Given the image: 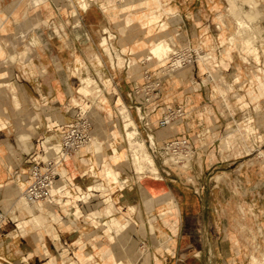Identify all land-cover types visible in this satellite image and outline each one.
I'll list each match as a JSON object with an SVG mask.
<instances>
[{"label": "crops", "instance_id": "crops-1", "mask_svg": "<svg viewBox=\"0 0 264 264\" xmlns=\"http://www.w3.org/2000/svg\"><path fill=\"white\" fill-rule=\"evenodd\" d=\"M87 2L0 0V264H253L254 249L263 260V46L224 54L237 28L225 0ZM160 40L215 59H171L165 73ZM82 118L93 143L61 162L31 214L16 191ZM179 139L192 153L183 170L153 147ZM17 206L41 224L25 228Z\"/></svg>", "mask_w": 264, "mask_h": 264}, {"label": "rangeland", "instance_id": "rangeland-1", "mask_svg": "<svg viewBox=\"0 0 264 264\" xmlns=\"http://www.w3.org/2000/svg\"><path fill=\"white\" fill-rule=\"evenodd\" d=\"M72 1V0H71ZM73 1H75L76 3H78V5H80L83 9H85V10H87L88 9V6H89V3L87 2V0H73ZM113 1H116V0H113ZM225 2H226V4L227 3H229L230 4V1L228 2V0H225ZM236 2V6H235V8H239V9H241V10H239L238 12H239V15L242 17V13L241 12H245V14H243V18H244V20L247 18L248 19V23H249V25H250V27L248 26V25H243L244 24V21L242 20V22L243 23H239L238 21L239 20H237V19H235V18H239L240 16H237V15H233V14H235V13H232L231 14V12H232V7H230L231 9H229V6H231V5H229V4H227V6H226V9H225V11H226V13H225V15L227 16V17H233L237 22H236V25H237V28H236V32L233 34V35H231L228 39H226L225 37H222V39H221V44H222V46H224L225 48H224V50H223V47H222V50H223V52H224V54H228V53H230L231 52V50L233 49V48H239V50H242V51H240L243 55H244V57H245V60H246V54L244 53V52H246L248 49L250 50V49H253L254 47H256V45H259V44H261L262 46H263V48H264V9L260 6V3H259V1L258 0H234V3ZM250 2H251V4H253V5H250ZM249 4V5H248ZM244 5H246L247 6V8L244 6ZM251 8H250V7ZM237 8V9H238ZM256 8V9H255ZM258 9V10H257ZM231 10V11H230ZM230 12V13H229ZM243 12V13H244ZM246 12H247V15H246ZM236 16V17H235ZM249 17V18H248ZM243 18H241V19H243ZM240 19V18H239ZM240 19V20H241ZM247 19L245 20V22H247ZM247 23V24H248ZM220 25L219 26H217L216 28L218 29V30H220V33L222 34H224V31H225V26L223 25V23L222 22H220L219 23ZM246 24V23H245ZM242 25V26H241ZM245 26H247V27H245ZM251 26H252V28H251ZM220 27H221V29H220ZM241 27V28H240ZM251 28V29H250ZM244 31V32H243ZM262 38V39H261ZM108 39V38H107ZM261 40V42L259 43V41ZM164 41V44L165 45H167V46H169L170 48L168 49V53L167 54H162V55H160V56H157V55H155L154 53H152V56L154 57V58H156V59H154V61H161L162 63H159L158 62V64L159 65H163V66H166V67H164L163 69H165L164 71H165V73H167L169 70H170V65L172 64V61H171V59H175V61H176V59L177 58H181L182 59V61H184V66H185V64H192L193 62H194V60L195 61H198V62H207V61H209L210 59H215V57L213 56V54L212 55H208V56H206V55H204L203 53H201V51L200 50H197V49H194V48H191V47H183L182 49H177L176 47H175V42L174 41H172V40H160V41H158L157 43H160V42H163ZM232 41V42H231ZM108 42H109V39H108ZM110 43V42H109ZM156 43V44H157ZM155 44V45H156ZM220 44V45H221ZM101 45H102V47L105 49V51H106V53L107 54H109L110 55V52H111V50H109L108 48H105L104 46H103V44H102V41H101ZM154 45V46H155ZM261 45H259V46H261ZM153 46V47H154ZM227 46V47H226ZM152 47V48H153ZM108 49V50H107ZM175 50H178V51H175ZM194 50V51H193ZM237 50V49H236ZM174 51L176 52V53H174ZM152 52V51H151ZM179 52V53H178ZM181 52V53H180ZM254 54H256V51H254L253 52ZM112 54V53H111ZM177 54H178V57H177ZM175 57H177V58H175ZM179 59H177V61H176V64L178 63H180V61H181V59H180V61H179ZM262 59H264V57L262 58ZM248 60V62H251V61H249L250 59L248 58L247 59ZM252 64H253V62H251ZM263 64V63H262ZM264 65V64H263ZM261 69L260 71H262V73H261V76H260V74L258 73L256 76H257V78H258V81L261 83V84H264V68H262V67H256L255 69L256 70H259V69ZM180 154H183V158H182V160H184V165H186V166H181L182 164H180V170H183L184 168H188V166H189V160H190V154H192V153H190V150H188V149H186V151L185 152H182V151H178V150H176L174 153H173V160H174V162H176L177 161V158H179L180 157ZM263 155V154H262ZM135 157V156H134ZM138 158H139V156H137ZM136 158V157H135ZM146 160H147V162L149 163V164H151L152 166H153V170H156V167H155V164H154V160H153V158L150 156V155H146ZM181 160V161H182ZM170 162V161H169ZM135 163L138 165V170H141L142 171V160H141V158H139V159H137L136 158V161H135ZM169 164V163H168ZM171 164V163H170ZM173 164V163H172ZM175 166V165H174ZM177 167H179V166H177ZM185 169V170H186ZM228 171V170H227ZM229 176V175H228ZM235 177H234V179H232L233 181H235ZM28 180H29V178H28ZM232 188V192H235L236 194H240V189H239V187H238V185L236 184V183H234V182H231L230 183V185H229V188ZM21 188V187H20ZM181 191V190H180ZM22 194H23V192H24V189L22 188ZM40 204V203H39ZM18 205H20V203L18 204ZM242 205V204H241ZM17 208L19 209V211L21 212V213H25L27 216H28V220H30V216L26 213V212H24L23 210H21V208H19V206H17ZM246 206L243 204L242 206H241V212L243 213V214H246ZM37 216H35V217H33V220L35 221ZM23 223V222H22ZM49 223V220H48V218H47V220L42 224V226H35V228H37V229H39V228H42L43 226H46L47 224ZM24 225V224H23ZM35 225H38V223H36ZM34 226V225H33ZM27 228V227H26ZM255 252H256V250L254 249L253 250V264H264V259L262 260V259H260V258H258L257 257V255L255 254ZM263 257H264V255H263Z\"/></svg>", "mask_w": 264, "mask_h": 264}, {"label": "built area", "instance_id": "built-area-1", "mask_svg": "<svg viewBox=\"0 0 264 264\" xmlns=\"http://www.w3.org/2000/svg\"><path fill=\"white\" fill-rule=\"evenodd\" d=\"M180 115V109L176 112H170L160 122L161 126L169 124L176 116ZM92 131L91 124L86 118H82L73 123L69 129L63 133L60 144L58 146H51L50 151L52 152V157L47 161L36 162L32 165L29 182L24 191L30 203H47L50 201L56 180L60 177L58 168L61 162L66 157H70L78 153L82 148L92 144L94 141ZM153 147L154 150L160 151L159 154L164 159V162L174 165L172 162H169L168 157L173 155L176 150H181L182 152H185L186 149L190 150V143L188 140L179 139L166 142L159 147L153 144ZM180 164H182L181 166L183 167L184 160H182ZM4 219V214L0 212V224Z\"/></svg>", "mask_w": 264, "mask_h": 264}, {"label": "bare ground", "instance_id": "bare-ground-1", "mask_svg": "<svg viewBox=\"0 0 264 264\" xmlns=\"http://www.w3.org/2000/svg\"><path fill=\"white\" fill-rule=\"evenodd\" d=\"M230 1V4L229 5H231V6H229V9H231L230 7H232V12H231V14L232 13H235V14H233V15H237V16H240L239 15V10H241V9H239L238 7V9L237 8H235V4H236V2L234 3V0H228V2ZM236 1V0H235ZM249 5V4H248ZM250 5H253V4H251V2H250ZM254 6V5H253ZM250 7V6H249ZM251 8V7H250ZM256 9V8H255ZM258 10V9H257ZM231 11V10H230ZM239 11V12H238ZM244 12V11H243ZM243 12H241L242 13V17L240 16L239 18L241 19V18H243L244 16H243V14H245V12L243 13ZM230 13V12H229ZM246 15H247V12H246ZM234 17V16H233ZM236 17V16H235ZM239 18H235V19H237V20H239L238 22L239 23H243L242 22V20L244 21V24L243 25H248L249 27H250V25H249V21H248V19H247V22H245V20H244V18L243 19H239ZM249 18V17H248ZM76 22V21H75ZM237 22V21H236ZM237 22V23H238ZM238 23V24H239ZM246 23V24H245ZM248 23V24H247ZM237 24V25H238ZM242 26V25H241ZM245 27H247V26H245ZM241 28V27H240ZM251 28H252V26H251ZM250 28V29H251ZM108 31H107V29L105 30V33H107ZM244 32V31H243ZM108 37H102V44H103V46L105 47V48H108L109 50H111L110 49V43L108 42V39H107ZM232 42V41H231ZM170 47L169 46H167V45H165L164 44V41L163 42H160V43H157L153 48H152V53H154L155 55H157V56H160V55H162V54H167L168 53V49H169ZM107 49V50H108ZM175 51H178V50H175ZM174 51V53H176ZM179 53V52H178ZM181 53V52H180ZM111 56V55H110ZM177 57H178V54H177ZM177 57H175V58H177ZM111 59V58H110ZM177 59H179V58H177ZM177 59H176V61H177ZM181 59V58H180ZM180 59H179V61H180ZM112 60V59H111ZM120 60V59H119ZM175 60V59H174ZM182 60V59H181ZM175 61V62H176ZM112 62V61H111ZM181 62V61H180ZM175 64V63H174ZM180 64V63H179ZM178 63H177V65H179ZM123 65V64H122ZM181 151V150H180ZM182 158H183V154H180V157L179 158H177V161L176 162H174V160H173V155H171L170 157H168V160L170 161V162H172L174 165H178V164H180L181 163V160H182ZM26 189V188H25ZM25 189H24V191H25ZM148 190V189H147ZM16 195L18 196V202L17 203H20L21 205H22V207H24V209H26V210H28L31 214L33 213V210H32V208L30 207V205H35V204H32V203H30L29 201H28V199L26 198V196H25V193L23 192V194H22V192H21V189L19 188L17 191H16ZM41 203H43V202H41ZM36 204H39V203H36ZM36 220L34 221L33 220V218L31 219V220H26V221H24L23 222V224H24V226H25V228L27 227V226H29V225H35L36 223H38V224H41L40 223V221H41V218L40 217H36L35 218ZM43 224V223H42Z\"/></svg>", "mask_w": 264, "mask_h": 264}]
</instances>
